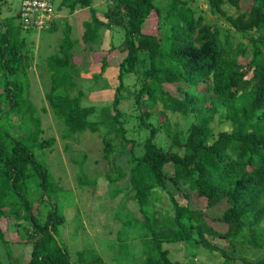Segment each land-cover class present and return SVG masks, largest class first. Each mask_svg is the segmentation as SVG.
Returning <instances> with one entry per match:
<instances>
[{"label":"trees","instance_id":"1","mask_svg":"<svg viewBox=\"0 0 264 264\" xmlns=\"http://www.w3.org/2000/svg\"><path fill=\"white\" fill-rule=\"evenodd\" d=\"M206 1L208 11L218 21H224L227 28L206 23L202 15L195 17L191 0H111L104 20L92 7V0L57 2L59 13L63 9L68 15L77 9L89 10L90 19L82 24L85 52H97L96 47L102 42L101 30H124L122 46L119 50L111 46L109 50L120 55L103 57L99 73L92 75L97 80L109 66L119 67L113 114L106 110L108 116L92 119L96 109L81 104V90L73 92L76 83L72 66L78 41L72 38L67 24L56 53L45 59L49 83L44 98L52 114L65 126L63 140L85 131L97 133L103 144V158L113 166L111 156L134 142L127 138L119 105L128 91L123 75H135L139 84L134 83L136 89L131 94L140 125L148 135L143 140L142 153L136 156L133 146L130 149L127 173L123 165H117L121 167L118 180L128 175V189L143 217L141 222H149L144 228L156 236L145 264H179L171 261L169 250L162 249L164 242L171 241L190 240L210 252H220L222 264L239 260L227 252L237 246L264 253V0ZM224 6L238 14H228ZM55 23L45 29L55 31ZM20 24L22 27L21 20ZM1 27L3 116L18 109L24 96L20 81L26 77L34 56L7 18ZM236 34L246 37L247 43H235ZM158 105L162 111L155 125L150 119ZM222 109L231 121V129L215 133L210 124ZM167 113L191 116L194 122L184 134L178 125L170 127ZM39 128L38 134L42 132ZM161 131L170 135L177 150L157 145L155 138ZM55 142V138L45 139L39 146L46 148ZM168 165L173 168L169 175L164 169ZM48 177V170L27 145L8 134L0 135V242L6 247L11 244V239L6 238L7 228L11 227L24 245L31 244L30 259L25 264H103L92 250L79 252L76 262H72L67 246L58 236V227L65 218L48 196ZM167 182L188 200L185 205L167 191ZM159 192L168 195L171 216L166 209L156 208ZM192 194L201 208L190 206ZM35 203L48 209L43 221L33 211ZM223 204V212L212 219L215 226L209 225L206 212L215 213V208ZM217 239L226 247H216ZM241 263L264 264V254L254 262L241 258Z\"/></svg>","mask_w":264,"mask_h":264},{"label":"rangeland","instance_id":"2","mask_svg":"<svg viewBox=\"0 0 264 264\" xmlns=\"http://www.w3.org/2000/svg\"><path fill=\"white\" fill-rule=\"evenodd\" d=\"M60 1L56 0V3H60ZM110 2L111 0H92V7L102 20H104L103 14ZM161 5L159 4V6ZM20 7L21 0H0V20L4 21L5 18L9 20L12 30L16 32L19 39L26 41L34 59L33 62L31 61L32 64L26 77L20 81L24 96L18 109L12 114L3 116L0 114V128L3 130L0 131V135L8 134L23 142L31 149L36 160L48 170V196L56 203L59 214L65 218L64 224L58 227V236L61 242L67 246L73 263L76 262L79 252L92 250V254L98 256L103 264H145L148 255L152 254L150 246H153L151 242L156 236L149 228H144L146 224L149 225V222H141L143 217L128 189V175L118 180L121 167L117 165V163L123 165L127 173L126 160L130 149L133 146L136 156L142 153L143 140L148 135V132L143 130L140 125L136 104L131 94L136 89L134 83L137 85L139 83L134 74L123 75V83L128 87V91L124 92L125 97L120 102L119 110L124 115L127 138L134 142L127 144L120 154L116 153L111 156V160L115 162L113 166L103 158V144L97 133L85 131L73 135L71 140H63L61 136L65 126L52 114L48 102L44 98L49 83V72L45 59L56 53L66 24L71 27L72 38L80 42L83 32L82 23L90 19V13L88 9H82L68 15L63 9L59 13V18L53 21L56 22L54 26H58L55 31L48 29L26 31L22 29L18 18ZM191 8L195 12V17L202 15L206 23L220 25L223 29L227 28L224 21H218L217 17L208 11L206 0H191ZM224 9L228 14H238L233 8L224 6ZM1 29L0 25V32ZM101 34L102 42L100 46L96 47L97 52H85L87 46L82 45L81 42L78 44V49H74L75 58H73L74 66H72V68L74 67L72 78L76 83L73 92L77 89L83 92L81 104L84 107L96 109L97 113L92 115V119L95 120L98 117L108 116L105 114L106 110L113 114L112 102L115 89L119 84V67L109 66L102 78L97 80H94L92 75L99 73L103 57L110 59L120 55L116 50L114 53L109 52L110 47L114 46L119 50L124 42V30L121 28L104 29L101 30ZM234 42L247 43V39L236 34ZM247 47H249L248 44ZM0 82L1 86L2 81ZM2 106L0 110H5L4 105ZM43 108L44 110H42ZM161 111L162 107L159 105L152 110L150 121L153 124L158 123ZM18 112H21L22 115H17ZM167 117L170 127L174 128L175 125H178L184 134L194 122L191 116L184 117L179 114L167 113ZM32 119L35 121L32 122ZM212 119L210 127L215 133L230 131L231 121L223 109ZM38 128L42 131L39 134ZM50 138L56 139L52 146L46 148L39 146L41 140ZM155 141L165 150H177L170 135L166 132L157 133ZM118 143L119 141L116 140L114 145L117 146ZM109 169H112L111 172ZM164 169L168 175L173 172L171 165ZM108 172L110 176H108ZM167 191L171 192L180 204L187 203L188 200L182 197L180 191L169 182H167ZM117 194L118 196H116ZM158 195L159 200H157L156 208L166 209L171 216L173 211L168 195L164 192H159ZM190 200V206L193 209L202 207L193 194ZM225 207L226 204H223L219 208H215V213L208 210L206 212L207 223L214 227L216 222L212 219L219 216ZM33 211L43 221L48 209L35 203ZM156 217L158 220L161 219L158 213ZM162 218L164 217L162 216ZM218 227L223 229L222 226ZM143 228L144 233L141 232ZM7 231L6 238L11 239L12 242L7 247L0 242V264L27 263L30 259L31 244L24 245L11 227H8ZM214 243L216 247H226L221 239L214 240ZM162 249L169 250L171 261L179 264H222L220 252H210L202 245L190 240L164 242ZM233 250L227 252L239 259L235 264H243L241 258L254 262L264 254L263 251L252 249L249 246L244 249L237 246Z\"/></svg>","mask_w":264,"mask_h":264},{"label":"built area","instance_id":"3","mask_svg":"<svg viewBox=\"0 0 264 264\" xmlns=\"http://www.w3.org/2000/svg\"><path fill=\"white\" fill-rule=\"evenodd\" d=\"M20 20L25 29L43 30L59 18L56 0H21Z\"/></svg>","mask_w":264,"mask_h":264},{"label":"crops","instance_id":"4","mask_svg":"<svg viewBox=\"0 0 264 264\" xmlns=\"http://www.w3.org/2000/svg\"><path fill=\"white\" fill-rule=\"evenodd\" d=\"M79 10H82V9H77L75 12H78ZM75 12H74V13H75ZM74 13H73V14H74ZM2 22H3V19L0 20V25H1V26H2ZM82 24H83V23H82ZM71 32H72V31H71ZM82 34H83V32H82ZM71 36H72V33H71ZM81 36H82V35H81ZM76 41H78V40H76ZM80 42H81V39H80ZM80 42H79V41L77 42V44L75 45L74 49H76V50L78 49L77 46H78V44H79ZM81 44H82V42H81ZM82 45H83V44H82ZM79 48H80V47H79ZM74 58H75V55H74Z\"/></svg>","mask_w":264,"mask_h":264}]
</instances>
